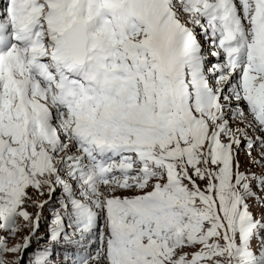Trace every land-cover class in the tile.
<instances>
[{
  "label": "snow or ice",
  "instance_id": "6c2138e0",
  "mask_svg": "<svg viewBox=\"0 0 264 264\" xmlns=\"http://www.w3.org/2000/svg\"><path fill=\"white\" fill-rule=\"evenodd\" d=\"M54 251L264 264V0H2L0 264Z\"/></svg>",
  "mask_w": 264,
  "mask_h": 264
},
{
  "label": "rangeland",
  "instance_id": "374dc122",
  "mask_svg": "<svg viewBox=\"0 0 264 264\" xmlns=\"http://www.w3.org/2000/svg\"><path fill=\"white\" fill-rule=\"evenodd\" d=\"M47 215H48V213H47V211H45V216L47 217ZM44 227L45 226L42 224L41 225L42 231H43ZM33 247H36L35 243L33 244ZM63 255H64L63 253L54 251V255L52 257L53 264H64Z\"/></svg>",
  "mask_w": 264,
  "mask_h": 264
}]
</instances>
